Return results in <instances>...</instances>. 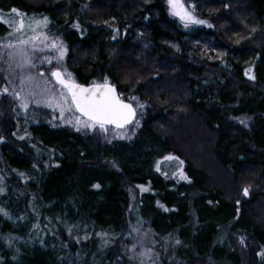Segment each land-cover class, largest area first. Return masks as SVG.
I'll list each match as a JSON object with an SVG mask.
<instances>
[{
  "label": "trees",
  "instance_id": "trees-1",
  "mask_svg": "<svg viewBox=\"0 0 264 264\" xmlns=\"http://www.w3.org/2000/svg\"><path fill=\"white\" fill-rule=\"evenodd\" d=\"M184 2L212 27L185 28L167 0H0V18L19 19L13 8L26 23L47 17L41 30L66 46L63 65L76 82L107 78L136 108L140 125L129 128L130 143L112 146L101 143V132L46 119L18 139V100L10 91L0 95V167L18 174L37 169L30 190L21 189L19 176L10 181L7 192L15 194L6 203L28 220L12 226L0 211V264H75L73 243L42 242L44 221L38 238L24 241L34 227L32 198L52 220L119 230L127 220V189L138 185L147 189L137 206L145 235L160 248L172 246L163 264H264L258 255L264 253V0ZM10 32L0 23V44L16 41L19 34ZM48 52L34 54L37 79L40 72L51 79L57 61L47 63ZM10 63L0 57V75ZM249 68L255 79L246 75ZM169 152L184 162L187 180L153 169ZM114 250L98 256L110 264ZM90 258L88 252L87 264Z\"/></svg>",
  "mask_w": 264,
  "mask_h": 264
},
{
  "label": "rangeland",
  "instance_id": "rangeland-1",
  "mask_svg": "<svg viewBox=\"0 0 264 264\" xmlns=\"http://www.w3.org/2000/svg\"><path fill=\"white\" fill-rule=\"evenodd\" d=\"M186 5V4H185ZM197 18L201 19L198 15H196ZM7 20V19H4ZM203 20V19H201ZM205 24H197L194 27H201ZM11 29V28H10ZM38 32L43 33L44 36H47V40L40 42H36L37 48H43L44 50L48 49L51 54V59L53 61L56 60L57 63L55 65L56 68L63 67L61 70H67V68L64 67V59L66 58L64 56L63 60H60L58 62V57L59 53L50 50V45L53 41H55L57 44L58 43L56 40L53 38H49V35L46 31L38 29ZM12 31V29H11ZM16 35V34H14ZM26 35V34H24ZM33 35V34H30ZM27 39L26 37H24ZM17 40L14 42L16 43ZM46 45L48 47H46ZM30 47V46H29ZM66 47V46H64ZM66 49V48H65ZM39 52V51H37ZM36 52V53H37ZM44 52V51H42ZM34 53V54H36ZM66 53V52H65ZM46 56V55H45ZM35 60V59H34ZM64 64V65H63ZM15 68V69H14ZM12 69L9 67L7 71H4L3 74L0 75V89L2 90L4 87H9L10 93H11V87L12 85L9 84V80L13 82L17 87L19 86V77L21 75V69L14 67ZM32 68L25 69L24 72L26 74H30L33 77L36 78V82L38 83H43L45 80H49L47 77V73L49 72H43L44 76L39 77L37 79L36 75L32 73ZM51 72V71H50ZM67 72L71 73L70 71L67 70ZM8 76L9 79L6 80L4 77ZM51 77V74H50ZM73 77V76H72ZM74 78V77H73ZM75 82L77 81L74 78ZM51 83L49 84V87L55 86L57 91H59V86L55 85L54 79H50ZM2 84V86H1ZM39 91V89H37ZM140 111L144 110V105L143 107H140ZM15 114H16V120H17V125L18 129L15 134V137L18 139H21L20 137L27 138L29 135V127L33 124L36 123L37 120H44L46 119L47 123L52 124L54 126H65V127H71L73 130L77 131V127L73 126L72 123H68V120L72 118L73 114L72 113H65V118L61 119L59 111H53L50 108L40 106L37 107L34 103L29 104V107L27 111H25L21 106H20V101H18V105L15 108ZM76 115H79L76 113ZM240 122V120H238ZM110 130L108 131V134L104 135V140L109 143V146L115 145L117 141H122L125 143H130L133 139V133L135 131H130L128 129L125 130H117V129H112L109 128ZM86 132V131H96V132H101L98 128L95 130L92 129H84L81 128L79 132ZM121 131H127L128 135L124 139H119V138H114L115 133L121 132ZM78 132V131H77ZM111 141V142H109ZM115 143V144H114ZM106 145V144H105ZM172 155L171 152L165 153L163 156H169ZM113 160V159H112ZM111 160V161H112ZM44 168H47L48 165L44 164ZM153 169H159L158 171H161L163 175L165 176H180V172H176L178 169L183 168V165L181 166L179 164L178 160H166L165 158L161 159L159 162L154 161L152 165ZM116 169V165H115ZM37 173L36 167H31L30 171L28 174L26 173H20L18 174L17 171L14 169H3L0 167V189H3V191H0V210L2 212L7 213V217L11 221V225H19L22 223H26L28 220L26 217V214L23 213H16L15 208H12L14 206V203L11 202V204L6 203L7 196L10 194L13 195L9 191L10 186H12V182H10L13 178V176H16L19 178L21 177L22 183L20 185L21 189H28L32 187L31 181L35 180V175ZM135 191H138L136 194ZM127 192H129V208L127 210V220L125 222V225L122 229L116 230V229H111V228H95L94 226H91L88 224V221L85 220L83 223H66V221L58 220V219H51L48 217V215L40 214V210L38 207H35L34 205V199H31V208L28 210V213L30 215V218L33 217L35 218V221H32V229L29 232V235L33 234V230L36 231L35 234L30 236L27 235V237L24 238V241H29V244L31 241H35V239L38 238V230L40 229V222L43 224L44 231H42L43 234H41V239L43 241H49L56 245L59 241L62 243L63 241L69 245L70 243L74 244L72 254L77 251V255L75 256V264H87V254L88 252L91 255L90 258V263L88 264H109L108 260L104 258H100L98 255L99 253L106 252L110 248L115 249V253L113 255V259L111 260L110 264H121V262H124V264H141V261H143V264H163V259H168V252H169V247L172 248V246L164 245V247L160 248L158 246V243L154 244L152 239H149L145 235V224L146 222L143 220L141 221V216L139 215L137 211V206L141 203V199L144 195L143 191L141 189L136 190L134 188L129 187L127 189ZM249 195L246 197L248 198ZM3 216V215H2ZM67 224V225H66ZM28 226V225H27ZM147 235H150V232L147 233ZM32 237V238H31ZM48 237V238H47ZM238 238V236H237ZM96 242H98V246L96 245ZM26 243V242H25ZM166 244L164 241L162 243ZM90 246L93 245L95 248L97 246V250L94 253L93 252V247L88 250ZM153 246V248L151 247ZM245 246V245H243ZM54 249V248H53ZM141 253H146V255H141ZM103 255V254H102ZM74 257V256H73ZM72 257V258H73ZM74 259V258H73ZM175 261L172 259L169 261V264H173ZM68 264H72V262H68Z\"/></svg>",
  "mask_w": 264,
  "mask_h": 264
},
{
  "label": "snow or ice",
  "instance_id": "snow-or-ice-1",
  "mask_svg": "<svg viewBox=\"0 0 264 264\" xmlns=\"http://www.w3.org/2000/svg\"><path fill=\"white\" fill-rule=\"evenodd\" d=\"M170 15L178 18L185 28L190 25L206 24L208 27H212L207 21L197 18L195 15V5L186 6L184 0H167ZM11 13L15 14L19 19L9 18L4 20L0 18V23H7L12 29L9 35L19 34L16 36V43L0 44V48H6L5 54H0V57L6 55L7 61L15 64L16 68L21 69V75L19 77V86L17 87L11 80L9 84L11 87V94L14 99L20 101V106L27 111L29 104L34 103L37 107L44 106L52 109L53 111H59L60 118H65V113H72L73 116L68 120V123H72L73 126L77 127V131L81 128L84 129H99L101 132L107 133L110 129L109 126L117 130H125L128 125L133 124L135 120V127H139V121L136 120V109L131 103H126L121 99L114 85L110 84L107 78L102 83H96L95 81L88 87L75 82L72 74L67 70H61L53 66L51 71V78L55 80V85L59 86L57 91L55 86L49 87L50 80H45L42 84L36 82V78L30 74L24 72L25 69L34 66V53L37 51H44L43 48H37L36 42H43L47 40V36L43 33L38 32V29L47 27L49 21L47 17L41 20L32 19L26 23L24 14L20 13L18 9H11ZM78 27V25H74ZM30 31L33 35L27 39L24 38L25 31ZM255 31V29H253ZM115 38V37H114ZM30 46V47H29ZM46 47H48L46 45ZM50 50H54L59 53L58 62L63 60L66 49L64 45L57 44L53 41L50 45ZM47 63L51 64L52 59L50 57L44 58ZM252 69L249 68L246 72L249 79H255L254 76L249 75ZM40 77L44 76L43 72L38 73ZM6 80L8 76L4 77ZM39 89V91H37ZM10 91L9 87H4L0 90V95H6ZM131 99H135L132 97ZM143 107V105H140ZM78 113L79 115H76ZM242 123H244L242 121ZM245 126H247L245 124ZM128 135L127 131H121L115 133L114 138L124 139ZM23 139V137H20ZM111 142V141H109ZM166 160H178L182 166L183 161L179 160L178 157L167 156ZM115 166V165H114ZM159 170V169H157ZM181 179L187 180L188 178L180 172ZM191 182V181H189ZM95 188L99 189L100 185H94ZM141 188V191H146L143 186H137ZM3 191V189H0ZM243 195H249V188L243 189ZM2 211V210H0ZM7 215L6 212L3 213ZM241 239V243H243ZM179 243V241H177ZM146 255V253H141ZM264 258V253H258ZM143 264V261H141Z\"/></svg>",
  "mask_w": 264,
  "mask_h": 264
},
{
  "label": "bare ground",
  "instance_id": "bare-ground-1",
  "mask_svg": "<svg viewBox=\"0 0 264 264\" xmlns=\"http://www.w3.org/2000/svg\"><path fill=\"white\" fill-rule=\"evenodd\" d=\"M88 86V85H87ZM116 87V86H115ZM120 95V94H119ZM129 103H131V102H129ZM132 104V103H131ZM133 105V104H132ZM134 107V106H133ZM135 108V107H134ZM136 109V108H135ZM137 111V110H136ZM136 118H137V115H136ZM134 123H135V120H134V122H133V124H131L130 126H128L126 129H128V130H130L129 128L132 126V125H134ZM109 128H111V127H109ZM112 129H114V128H112ZM105 134H108V132L107 133H104V132H101V135H102V144H106V145H109V143L107 142V141H105L104 140V135ZM169 156H173V155H169ZM245 197H247V196H245ZM238 214H239V210H238Z\"/></svg>",
  "mask_w": 264,
  "mask_h": 264
},
{
  "label": "water",
  "instance_id": "water-1",
  "mask_svg": "<svg viewBox=\"0 0 264 264\" xmlns=\"http://www.w3.org/2000/svg\"><path fill=\"white\" fill-rule=\"evenodd\" d=\"M55 81V80H54ZM77 83V82H76ZM78 84H80V83H78ZM81 85H83V84H81ZM83 86H85V87H88L87 85H83ZM90 86V85H89ZM117 89V88H116ZM118 92V91H117ZM119 94V93H118ZM126 103H129V102H127V101H125ZM133 106V105H132ZM134 122V121H133ZM128 126H130V125H128ZM127 126V127H128ZM109 127H111V128H113L112 126H109ZM115 129V128H114Z\"/></svg>",
  "mask_w": 264,
  "mask_h": 264
}]
</instances>
